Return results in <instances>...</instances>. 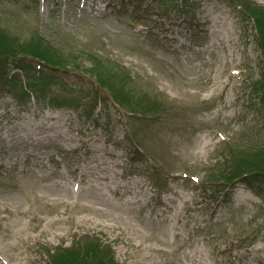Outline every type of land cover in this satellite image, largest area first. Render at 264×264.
Listing matches in <instances>:
<instances>
[{
	"label": "rangeland",
	"instance_id": "374dc122",
	"mask_svg": "<svg viewBox=\"0 0 264 264\" xmlns=\"http://www.w3.org/2000/svg\"><path fill=\"white\" fill-rule=\"evenodd\" d=\"M243 1L0 0L9 37L70 63L29 69L30 85L21 74L0 81L3 264H50L47 251L86 235L115 264H264V175L233 177L230 188L214 180L242 169L230 168V146L264 144V45ZM210 11L234 23V61ZM119 88L122 105L109 92ZM47 114L70 119L79 143L9 142L24 119ZM100 156L126 188L103 169L81 174Z\"/></svg>",
	"mask_w": 264,
	"mask_h": 264
},
{
	"label": "trees",
	"instance_id": "16d2710c",
	"mask_svg": "<svg viewBox=\"0 0 264 264\" xmlns=\"http://www.w3.org/2000/svg\"><path fill=\"white\" fill-rule=\"evenodd\" d=\"M239 4V3H238ZM248 12L252 11V18L254 29L258 30L261 37V43L264 45V6L261 4L252 3L250 0H244L243 4H239ZM250 14V13H249ZM7 29L0 27V68L4 69L6 74H0V81H4L6 78L9 79L10 83L19 81L16 76H8L5 70L8 64L14 65L15 69H22L27 75V82H29V69L37 74H40V69L35 66L26 67L27 62L30 58L38 61L39 65L47 68L62 67L65 68L68 64L67 58L64 56L56 55L59 62L49 59L45 50L36 43H27L31 46H27L25 49L24 45L19 44L14 38L9 37L6 34ZM21 45V46H20ZM263 52H264V47ZM25 66H24V65ZM23 65V66H22ZM41 73H44L41 70ZM100 82H104L101 77L96 76ZM99 85V84H98ZM100 86V85H99ZM101 87V86H100ZM259 90L264 92V77L261 78L258 83ZM114 100H118L120 105L129 97L122 88L118 90L109 89ZM117 102V101H116ZM145 107V106H144ZM147 107V106H146ZM93 109V113H94ZM137 112L143 114H150L151 111L147 109L138 110ZM230 159L231 163L238 167L242 166V169L233 177H237L241 174H255L264 175V144L254 148H236V146H230ZM229 179V177H228ZM85 240L74 243L71 247L60 246L54 250V252H48L47 257L50 264H115L113 258V252L109 250L107 246H104L98 238H93L86 235Z\"/></svg>",
	"mask_w": 264,
	"mask_h": 264
},
{
	"label": "bare ground",
	"instance_id": "6f19581e",
	"mask_svg": "<svg viewBox=\"0 0 264 264\" xmlns=\"http://www.w3.org/2000/svg\"><path fill=\"white\" fill-rule=\"evenodd\" d=\"M208 16H209V22H212V27H213L212 33H213V35L215 37H219L220 40L222 38L224 39V40H221L218 42L219 49L221 50V52H224L226 50L229 51V55L232 57L231 61H234V57L236 56L235 52L238 51V53H239V50L236 46L235 37H233V35L235 34L234 23L232 21H230V19L223 12H220L218 14H214L213 12L210 11ZM222 42H226V44H227V48L224 47L223 48L224 50H222V47H221ZM212 47H213V45H212ZM226 58H227V55L220 53L218 56L217 62H219L221 59H223V61H224L223 70H224V72L230 74L229 70H228L229 67L227 66L228 62L225 60ZM22 125H24L21 128L22 134H18L17 136L12 137L15 140L10 138L9 142L11 144L14 142L20 143L21 140H26V141L31 140L32 143H36V144L37 143H43V142H45V140L47 141L50 137H53L54 139L59 140L60 143H62L63 145L68 144V145L75 146L79 143L75 134L73 133L74 129L72 127V122L70 119L68 122H66V121H62V118L59 116L55 117V116H52L51 114H47L42 120L36 121V122H34V120L24 119ZM96 145L100 146V147L104 146V144H101V143H97ZM15 151H17V149ZM103 151H104L103 154H107V152H105V149ZM45 153H46V157L48 155H50L47 152H45ZM27 155L29 157L33 156L31 154H28V153H27ZM99 163H100V166H94V167L87 166L81 172V174L82 175L83 174H92L95 172L96 169H99V170L103 169L104 170V174H103L104 179H107V178L111 179L113 187H116V188H118V187L126 188L127 187L126 183L123 185H120V184H117L115 182V174L113 172V166L111 164H107L105 159L102 156L99 157ZM105 170L107 172H105ZM43 171H44V167L40 166L39 173H43ZM97 178L99 179V177H97ZM99 185L101 186L100 183L93 184V188H94L95 192L97 191V189L107 190V186L100 187ZM99 195L106 197V195H103V194H99ZM31 197H33V194H31ZM108 199H110V198H108ZM178 215H179V211H176L174 216L178 217ZM149 248H151V247H149ZM201 262H202V258H201ZM0 264H3L2 261H0Z\"/></svg>",
	"mask_w": 264,
	"mask_h": 264
}]
</instances>
